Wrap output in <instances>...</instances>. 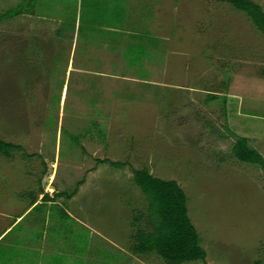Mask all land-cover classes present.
I'll use <instances>...</instances> for the list:
<instances>
[{
	"label": "rangeland",
	"instance_id": "1",
	"mask_svg": "<svg viewBox=\"0 0 264 264\" xmlns=\"http://www.w3.org/2000/svg\"><path fill=\"white\" fill-rule=\"evenodd\" d=\"M251 1L264 13V0ZM18 3L0 0V12ZM29 5L47 19L59 15L63 28L80 16V35L84 22L106 20L121 29L128 21L136 37L124 52L139 58L137 75L148 80H132L133 69L111 56L105 62L118 64L115 78H95L96 91L74 84V73L64 78L67 42L53 45L33 17L0 22V139L22 149L0 155V219L21 208V193L33 196L26 191L36 190L38 179L43 188L57 185V192L84 179L79 198L115 186L122 199L88 205L78 220H132L137 210L145 212L146 203L132 187L131 170L146 168L155 178L175 181L186 196L187 218L206 253L204 263L191 264H264L263 173L230 155L236 137H246L264 159V37L248 18L221 0H37ZM117 10L128 15L111 20ZM99 32L84 34L97 39ZM34 37L39 44L33 48ZM120 65L123 79L116 74ZM212 95L219 99L206 101ZM103 159L126 166L96 164ZM75 200L81 209L82 199ZM41 209L46 220L74 232L73 219L57 206ZM36 210L24 220H34ZM6 251L0 247L3 257ZM155 260L144 258L163 264Z\"/></svg>",
	"mask_w": 264,
	"mask_h": 264
},
{
	"label": "crops",
	"instance_id": "2",
	"mask_svg": "<svg viewBox=\"0 0 264 264\" xmlns=\"http://www.w3.org/2000/svg\"><path fill=\"white\" fill-rule=\"evenodd\" d=\"M35 3H37V0ZM13 6H15V4ZM93 13H95V10ZM119 13L121 12L117 10L114 14L109 15L110 19L117 15H123L122 17L128 15L127 11L122 15ZM85 15L86 14H84V17H86ZM55 16H57V18L50 17L51 19H47L32 11V13H23L17 17H22L23 19L27 17L36 18L41 30L45 32V34L47 33L50 37L49 42H52V44L54 43L53 45L57 46L55 40L62 43L67 42L66 47L71 51L67 54L68 58L65 63V79L68 78L72 72L76 79L74 80V84H84L93 88V91H96L98 85L94 84V81L115 78V72L119 68L116 66L118 64L111 61L110 64H106L107 62H105V59L111 56L114 58L115 56L121 61L122 66H128L130 70L133 69L132 80L137 79L136 81H142L144 84L147 83L145 81L148 80V77L143 78L137 75L138 64L135 65L136 62L132 63L135 55H131L130 53L125 54L124 52L126 45H133L130 41L136 37V34H133L135 30L133 31L128 26V21L125 22L121 29L114 27L113 22L109 23V21L106 22V20L96 25L93 24V21L91 23H89L90 21L84 22L83 24L85 25L83 26L86 27L83 28V35H80V16L75 14L74 18L71 20L73 25L68 28H63L61 26L59 15ZM27 29H29V27L26 28L28 32ZM64 29L67 31H63ZM95 29L100 30L99 34H102L101 37L96 36L98 40L90 39L85 35L86 32L91 33ZM35 31L38 39V37H41V35H39L41 31L37 28L34 32ZM37 39L34 37L33 42H31L33 48ZM149 39L151 40V38ZM37 44L39 43L37 42ZM33 48L31 49L32 51ZM119 50L120 53L118 52ZM57 60L61 61L58 57ZM73 60H76V63H73ZM63 62H60V64L63 65ZM99 62L103 64L102 66L105 67L107 71L99 69ZM130 64L134 65L131 66ZM149 64L150 62L148 61L143 63L142 69H144L145 65ZM120 69L122 71L121 74H116L123 79L125 75L122 67ZM87 76H91L92 78H88ZM124 80L128 81L130 79L125 78ZM62 86L60 92L64 94L68 88L66 84ZM221 95H226V98L231 97L230 95L228 96L227 93ZM225 102L226 104L228 103V101ZM42 175L44 176L46 173L43 172ZM38 180L36 190L32 192L28 189L26 191L27 193L31 192L33 196H27L28 198L26 199L21 196L23 194L21 193L19 196V198L22 199L21 208L19 210L15 208V212L4 215L0 219V247H3L5 250L7 249V255L5 257L0 253V264H153L152 261H144V258L146 259L153 254L136 255L131 250L132 235L135 228V222H133V220H78V216H83L82 214L87 212L88 205H97L99 201L102 205L106 203L109 204L112 201L114 203L115 201H121L122 197L117 195L119 191L115 186H106L107 188L104 187L103 190L95 188L86 193H82L81 195L84 194V196H80L81 198H79L78 194H80L84 180L70 199H64L62 197H57V193L64 190L57 192V185H53L52 182L50 185L43 188ZM132 187L141 194L137 187L134 185ZM45 197L47 198L46 200ZM75 199H82L83 204H80L81 209L79 210L78 207H76L77 200ZM71 205L73 207L70 212L69 208ZM52 206H57L59 210L66 214V217L73 219L69 220L74 224L75 228L72 234L69 231L66 232L67 230L61 229V225L57 220L45 219L48 218V215L42 212L43 209H41V207L48 210L49 207ZM37 208L39 210H36ZM34 210L38 211L37 217L34 218V220H24ZM75 214L78 215L75 217ZM73 234L75 237H72ZM8 248L11 250H8ZM4 258H7V260L4 261ZM155 258L160 260L156 256ZM158 260L155 261L158 262Z\"/></svg>",
	"mask_w": 264,
	"mask_h": 264
},
{
	"label": "trees",
	"instance_id": "3",
	"mask_svg": "<svg viewBox=\"0 0 264 264\" xmlns=\"http://www.w3.org/2000/svg\"><path fill=\"white\" fill-rule=\"evenodd\" d=\"M27 1L26 4L20 1L8 10L0 12V22L27 13V9L28 13H32V10L29 9V2L34 4L36 0ZM221 1L234 10L243 13L253 28L264 37V13L259 5L251 0ZM24 5L27 8H24ZM136 61H139L138 57H134L132 63ZM218 99V96L212 95L206 101L211 102ZM223 106H225L224 102ZM11 151H22V149L20 146L3 142L0 139V155L5 158L10 157ZM230 155L238 163L258 166L264 178V159L259 152L249 145L246 137H236L231 146ZM95 162L96 164H107L116 169L126 166L125 163L110 162L107 159L95 160ZM131 173L132 183L139 189L146 203L145 212L142 213L137 210L132 218L135 222L132 235V252L136 255L153 254L164 264L204 263L206 253L200 245V238L195 228L187 218V199L176 182L155 178L149 174L146 168L131 170ZM83 181L84 179H81L74 184L72 189L57 193V197L70 199ZM60 212L64 216L66 215L63 211L60 210Z\"/></svg>",
	"mask_w": 264,
	"mask_h": 264
}]
</instances>
